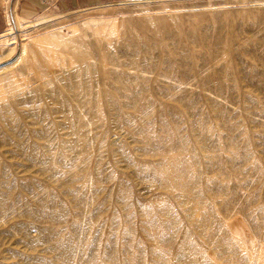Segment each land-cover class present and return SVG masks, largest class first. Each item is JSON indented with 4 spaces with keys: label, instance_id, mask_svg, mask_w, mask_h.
<instances>
[{
    "label": "rangeland",
    "instance_id": "rangeland-1",
    "mask_svg": "<svg viewBox=\"0 0 264 264\" xmlns=\"http://www.w3.org/2000/svg\"><path fill=\"white\" fill-rule=\"evenodd\" d=\"M56 10L0 46V264H264V0Z\"/></svg>",
    "mask_w": 264,
    "mask_h": 264
},
{
    "label": "crops",
    "instance_id": "crops-1",
    "mask_svg": "<svg viewBox=\"0 0 264 264\" xmlns=\"http://www.w3.org/2000/svg\"><path fill=\"white\" fill-rule=\"evenodd\" d=\"M54 5L60 13H70L80 10H88L97 8L103 5H111L123 2V0H48ZM6 2H10L8 12L10 19L13 21V16L18 13L19 17L23 20H31L40 15L49 14L39 10L44 8L39 0H0V39L8 28L7 15H6ZM15 8L17 9L15 11ZM15 11V12H14ZM52 15V14H49ZM55 16V15H53Z\"/></svg>",
    "mask_w": 264,
    "mask_h": 264
},
{
    "label": "bare ground",
    "instance_id": "bare-ground-1",
    "mask_svg": "<svg viewBox=\"0 0 264 264\" xmlns=\"http://www.w3.org/2000/svg\"><path fill=\"white\" fill-rule=\"evenodd\" d=\"M9 3L10 2H6L5 5L8 29L5 32V35L2 37V41H0V46H5V48L9 49L10 54L17 53L19 55V61L25 64L26 69L28 71H33V65L36 61L34 62L31 60L28 52L31 47H35V43L25 32V26L26 24L34 25L35 19L33 18L31 20H23L21 17H19L18 13H15L12 21L8 12ZM16 10L17 9L15 8V11Z\"/></svg>",
    "mask_w": 264,
    "mask_h": 264
},
{
    "label": "built area",
    "instance_id": "built-area-1",
    "mask_svg": "<svg viewBox=\"0 0 264 264\" xmlns=\"http://www.w3.org/2000/svg\"><path fill=\"white\" fill-rule=\"evenodd\" d=\"M41 5L46 7V9L56 10V8L48 0H40ZM57 12V10L55 11Z\"/></svg>",
    "mask_w": 264,
    "mask_h": 264
}]
</instances>
